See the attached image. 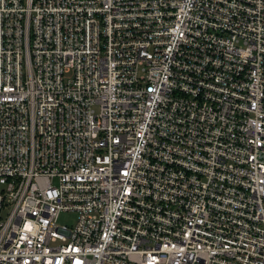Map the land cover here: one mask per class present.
<instances>
[{"label":"built area","instance_id":"built-area-1","mask_svg":"<svg viewBox=\"0 0 264 264\" xmlns=\"http://www.w3.org/2000/svg\"><path fill=\"white\" fill-rule=\"evenodd\" d=\"M0 264H264V0H0Z\"/></svg>","mask_w":264,"mask_h":264},{"label":"rangeland","instance_id":"rangeland-1","mask_svg":"<svg viewBox=\"0 0 264 264\" xmlns=\"http://www.w3.org/2000/svg\"><path fill=\"white\" fill-rule=\"evenodd\" d=\"M77 221V214L76 213H63L59 219L58 223L60 225H68L73 226Z\"/></svg>","mask_w":264,"mask_h":264}]
</instances>
